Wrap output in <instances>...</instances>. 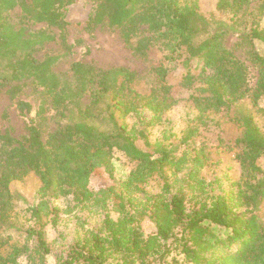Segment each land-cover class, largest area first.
Wrapping results in <instances>:
<instances>
[{"label":"trees","instance_id":"16d2710c","mask_svg":"<svg viewBox=\"0 0 264 264\" xmlns=\"http://www.w3.org/2000/svg\"><path fill=\"white\" fill-rule=\"evenodd\" d=\"M76 1L0 0V92L20 116L36 109L53 126L45 138L34 117L25 135L0 130V264H21V257L47 264L45 226L55 227L60 213L51 199L68 196L69 209L111 205L117 216L106 213L56 264H264V129L252 110L236 106L248 99L264 114V27L256 20L264 0L247 14L252 0H214L206 12L198 0H85L93 9L81 29L117 30L149 62V80L125 66L80 60L58 72L56 57H35L38 46L56 39L71 52L66 14ZM16 7L18 23L10 13ZM29 23L53 26L57 35ZM228 33L248 45L253 86L247 65L223 43ZM27 84L40 94L36 107L19 98ZM180 101L191 113L179 133L164 127L152 138ZM114 151L132 162L118 187ZM221 164L223 175L208 180L204 171ZM98 171L112 183L94 188ZM29 175L39 181L30 224L12 213L10 189ZM145 221L154 229L145 232ZM10 230L32 246L9 244Z\"/></svg>","mask_w":264,"mask_h":264},{"label":"rangeland","instance_id":"374dc122","mask_svg":"<svg viewBox=\"0 0 264 264\" xmlns=\"http://www.w3.org/2000/svg\"><path fill=\"white\" fill-rule=\"evenodd\" d=\"M200 9L204 12L214 9V0H198ZM258 0H252L245 9L246 14L250 11L256 12ZM93 5L85 0H78L72 5L68 6L66 19L67 25V41L72 45L71 52L65 54L58 40H50L38 46L34 55L38 59H43L45 56H54L57 58L53 69L58 72H68L71 62L80 60L100 68H110L114 66H125L138 72L145 80H149V62L134 55L129 48H127L117 30L109 29L106 26H100L93 32L88 33L81 29L85 24ZM11 18L16 23L19 21L20 10L18 7L11 12ZM248 15L242 19L246 20ZM258 17V16H257ZM256 20L259 21L260 27H264V13ZM28 27L31 30H45L57 35V29L53 26L49 27L45 23H29ZM80 40V42H78ZM239 37L235 33H228L223 40L224 45L234 51L235 55L242 60L248 67V79L250 86H253L257 70L248 59V45H239ZM255 47L262 51V44L255 43ZM154 61L157 56L154 55ZM19 98L30 100L34 106L38 104L40 94L35 91L31 84H27L19 95ZM238 110H252L255 113L257 122L264 129V114L259 109L251 106L248 99L240 100L236 104ZM258 108H264V97L259 101ZM35 110L27 116H20L15 109L14 100L10 99L5 89L0 92V130L9 131L12 136H22L27 133L26 124L28 117H34L39 121L41 130L43 131V138L49 130L53 128L52 124L38 120L35 115ZM190 109L185 107L183 101L177 103L171 110L165 113L167 120L161 126L152 128V138L160 135L162 128H172L173 131L179 133L184 125L186 116L189 115ZM212 142V141H211ZM114 168H115V186H119V181L125 178L126 174L132 167V162L128 160L121 152L114 151ZM224 164L215 166L209 170L204 171L208 180L215 178L217 175H223L225 172ZM231 172V171H229ZM112 183V180L103 171H98L92 178V186L98 188ZM39 185L38 179L29 175L21 181H14L11 184L12 192V213L17 214V218L24 220L30 224L29 213L27 208L34 204L37 200V188ZM51 202L60 208L58 224L53 227L50 223L45 226V236L47 243L51 250V255L47 259V264H56V257L59 255L65 256L68 252L70 244L83 236L85 231L90 229H98L101 227L102 220L105 214L108 213L112 217H116L117 213L112 210L111 205L107 209H85L72 208L69 209L70 196L51 199ZM73 204V203H72ZM69 209V210H68ZM24 214V215H23ZM145 232L153 230L154 227L149 221L143 223ZM9 244H23L26 242L32 246L33 242L26 241L23 234L9 231ZM8 246V245H7ZM5 247V246H4ZM178 258L182 255H177ZM19 263L26 264L24 258H19ZM143 264H167L166 262H158L156 260L148 259Z\"/></svg>","mask_w":264,"mask_h":264}]
</instances>
